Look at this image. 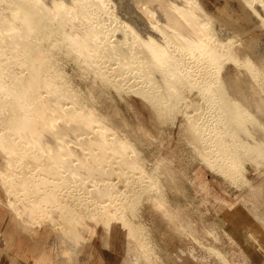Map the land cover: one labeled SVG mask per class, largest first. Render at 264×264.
Segmentation results:
<instances>
[{
	"label": "bare ground",
	"instance_id": "1",
	"mask_svg": "<svg viewBox=\"0 0 264 264\" xmlns=\"http://www.w3.org/2000/svg\"><path fill=\"white\" fill-rule=\"evenodd\" d=\"M255 28L264 0H0V205L49 231L46 264H95L97 250L110 264H264ZM131 94L178 127L195 178L150 149L120 106ZM207 170L238 195H217Z\"/></svg>",
	"mask_w": 264,
	"mask_h": 264
},
{
	"label": "rangeland",
	"instance_id": "2",
	"mask_svg": "<svg viewBox=\"0 0 264 264\" xmlns=\"http://www.w3.org/2000/svg\"><path fill=\"white\" fill-rule=\"evenodd\" d=\"M220 1L221 0H202V2L205 5H207L208 7H212V8H214L216 4L220 3ZM263 33H264L263 30L259 28H255V29L250 30L246 37H251L254 35L260 36ZM133 97L134 96L132 94L124 95V99L130 104V107L126 106V104L124 103H120L121 104L120 106L122 110L124 111V113L126 114V116L128 117V119H130V121L135 126H137L138 123H140L141 125L140 129H138V126H137V130L140 135H143L144 138H147L145 137V131H148V134H149L148 142L150 144V149L152 151L164 150L168 154L177 153V155L179 156V161H181L182 164L186 168L191 170V173L193 177L195 178L197 169L200 167V164L192 156H189V154L187 153L188 151H186L185 143L179 140L178 127H175V126L173 127L171 121L169 120L166 121L165 125L161 124L160 126V122L156 120V116L152 113L146 112L145 110H143V108L140 109L142 105H140V102L138 101L139 99L137 100L138 97L137 96L136 98L135 97L133 98ZM162 140L165 142H162ZM204 174L206 177H209V179L214 182L215 184L214 190L217 195H223V192H230L233 194V197H236L238 195L239 193L238 191H235L234 189L230 191L229 189H227V187H225L222 180L219 177H215L213 173L211 174L209 170L204 171ZM229 198L232 199V197H229ZM139 205L143 211L144 216L147 218L148 221L151 220V218H154L153 217L154 209H153L151 202L149 201L147 193L145 192L142 193L140 200H139ZM195 208H196V210H194L195 216L199 215V211L204 212V213L208 211L207 205L199 204V201L195 202ZM214 225L222 226V224H219V223L214 224ZM220 231H221L222 239L225 242V244L227 246L232 245L233 240L230 237V235L226 231H224L223 227H220ZM168 238L171 239V236L169 235ZM169 242H171V240ZM98 243H99L98 240L93 241L94 245H97ZM165 245L168 247L171 246V244H168V245L165 244ZM98 253H100L99 250L96 251V254ZM182 257L181 256L180 258L178 257L180 262L178 261L177 264H181L183 262L182 260H180V259H184ZM193 258L194 257L185 256L186 261L188 262L192 261L193 264H196V260L194 261ZM101 264H110V257L107 253H104V252L102 253Z\"/></svg>",
	"mask_w": 264,
	"mask_h": 264
},
{
	"label": "crops",
	"instance_id": "3",
	"mask_svg": "<svg viewBox=\"0 0 264 264\" xmlns=\"http://www.w3.org/2000/svg\"><path fill=\"white\" fill-rule=\"evenodd\" d=\"M0 222V264H46L55 261L52 254H46L49 231L31 233L23 228L13 211L2 205ZM101 258L100 253H95L92 261L101 264Z\"/></svg>",
	"mask_w": 264,
	"mask_h": 264
}]
</instances>
